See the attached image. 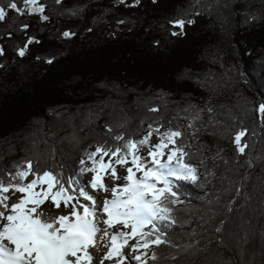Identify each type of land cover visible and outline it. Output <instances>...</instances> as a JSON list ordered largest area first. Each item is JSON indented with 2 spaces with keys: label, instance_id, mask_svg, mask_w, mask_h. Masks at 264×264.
<instances>
[{
  "label": "trees",
  "instance_id": "obj_1",
  "mask_svg": "<svg viewBox=\"0 0 264 264\" xmlns=\"http://www.w3.org/2000/svg\"><path fill=\"white\" fill-rule=\"evenodd\" d=\"M39 3L48 21L10 10L0 22V178L28 160L68 176L82 159L91 163V146L120 143L116 135L139 140L149 124L179 128L199 180L176 181L182 202L172 206L171 244L148 264H264V0ZM176 19L195 23L173 37ZM28 36L41 43L20 57ZM198 112L193 138L188 124ZM241 128L245 155L233 143Z\"/></svg>",
  "mask_w": 264,
  "mask_h": 264
},
{
  "label": "snow or ice",
  "instance_id": "obj_2",
  "mask_svg": "<svg viewBox=\"0 0 264 264\" xmlns=\"http://www.w3.org/2000/svg\"><path fill=\"white\" fill-rule=\"evenodd\" d=\"M119 3H126V0H119ZM23 4L24 7H20L17 0H9L6 7L0 6V22L6 20L10 10L17 16L39 15L40 21H48L45 5L39 0H23ZM139 4L140 0H133L127 6ZM169 23L178 29L171 31L176 37L185 35V26L195 21L176 19ZM28 28V23H22L20 31L26 33ZM73 36L75 33L70 31L62 33L65 39ZM34 43L41 41L28 36L23 47L17 49V55L24 57ZM3 55L4 49L0 47V56ZM53 59H47L46 63H53ZM212 111L208 108L209 113ZM257 112L264 122V103L257 107ZM200 119L198 112L188 124L193 138L199 131L195 121ZM162 128L163 124H149L142 139H125L120 134L114 137L120 142L114 146L98 144L95 151L85 153L91 166L82 159L78 171L68 176L63 167L60 171L47 169L41 172L28 160L17 165L14 173L7 174V182L0 178V264H95L96 257L91 249H106L99 257V264H105V261L113 264L156 261V249L171 244L167 229L176 223L172 206L182 202L178 184L174 181L199 180L197 168L189 162L194 153L186 151L192 145L182 143L185 133L179 128L161 131ZM108 131L112 129L109 127ZM247 135L246 128L234 134L233 143L238 155H245L249 147L243 139ZM153 136L156 143H152ZM144 148L148 150L146 156L141 154ZM248 163L251 167V161ZM117 166L124 170V175L119 173ZM88 173L92 174L91 179L85 182L83 178ZM29 176L31 180H28ZM109 178L111 186L106 182ZM121 180L123 184L119 183ZM89 188L95 193H105L102 203L97 195L88 191ZM236 192L239 195L240 189ZM17 193L21 194L17 202L10 203ZM235 203L228 206V213L233 212ZM47 204L51 208L46 211ZM62 208L70 211L58 214ZM45 215L52 218L45 220ZM226 222L227 219L220 221L216 233L225 231ZM237 227H243V219Z\"/></svg>",
  "mask_w": 264,
  "mask_h": 264
},
{
  "label": "rangeland",
  "instance_id": "obj_3",
  "mask_svg": "<svg viewBox=\"0 0 264 264\" xmlns=\"http://www.w3.org/2000/svg\"><path fill=\"white\" fill-rule=\"evenodd\" d=\"M157 142V139H156V137L155 136H153V138H152V143H156ZM89 151H95V147L94 146H91L90 148H89ZM147 148H144V149H142L141 150V154L142 155H147ZM108 158H105V160H107ZM80 163V162H79ZM130 166V165H129ZM117 168H118V171H119V173L121 174V175H124L125 174V172H124V170L123 169H121V168H119V166H117ZM91 173H88V174H86L85 176H84V181L85 182H87L89 179H91ZM32 179V177H28V180H31ZM111 181V179L109 178L106 182L109 184V182ZM121 181H123V180H121ZM27 182V181H26ZM124 182V181H123ZM88 191L90 192L91 191V189L89 188L88 189ZM17 196H20L19 195V193H17L16 194ZM51 208V205L50 204H47L46 206H45V209H46V211L48 210V209H50ZM68 211H70V209L69 210H66V209H61V212L60 213H58V214H67L68 213ZM49 218H51V216H49V215H45L44 216V219L45 220H49Z\"/></svg>",
  "mask_w": 264,
  "mask_h": 264
},
{
  "label": "bare ground",
  "instance_id": "obj_4",
  "mask_svg": "<svg viewBox=\"0 0 264 264\" xmlns=\"http://www.w3.org/2000/svg\"><path fill=\"white\" fill-rule=\"evenodd\" d=\"M164 158L166 159V157H164ZM137 175H140V174L138 173ZM89 180H90V179H89ZM119 183L123 184L124 182H123V181H119ZM108 185L111 186V185H112V181H110ZM90 193L93 194V195H97V196L99 197V199H100V202L102 203L103 198H104V196H105V193H103V192L95 193V192H92V190L90 191ZM19 195H20V194H19ZM107 195H108L109 198H110V193H108ZM18 198H19V196L16 195V196L10 201V203H15V202H17V199H18ZM85 203H87V202H85ZM0 210H2V209H0ZM51 218H52V217H51ZM51 218H49V220H50ZM91 251H92L93 255L96 257L95 264H99V257L102 255V252H103V251H106V249H101V250L91 249ZM125 251H127V249H126ZM105 264H108L107 261H105Z\"/></svg>",
  "mask_w": 264,
  "mask_h": 264
}]
</instances>
